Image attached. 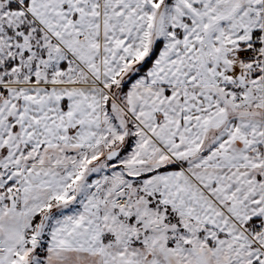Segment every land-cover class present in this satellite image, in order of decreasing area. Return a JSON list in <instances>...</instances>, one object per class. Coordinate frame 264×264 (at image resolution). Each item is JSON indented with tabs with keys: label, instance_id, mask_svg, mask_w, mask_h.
Instances as JSON below:
<instances>
[{
	"label": "snow or ice",
	"instance_id": "6c2138e0",
	"mask_svg": "<svg viewBox=\"0 0 264 264\" xmlns=\"http://www.w3.org/2000/svg\"><path fill=\"white\" fill-rule=\"evenodd\" d=\"M0 264H264V0H0Z\"/></svg>",
	"mask_w": 264,
	"mask_h": 264
}]
</instances>
